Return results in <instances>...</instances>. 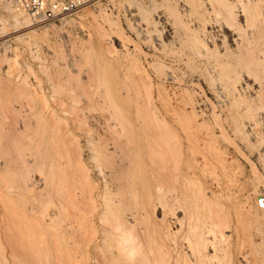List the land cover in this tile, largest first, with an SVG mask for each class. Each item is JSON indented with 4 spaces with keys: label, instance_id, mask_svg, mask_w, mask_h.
I'll list each match as a JSON object with an SVG mask.
<instances>
[{
    "label": "rangeland",
    "instance_id": "1",
    "mask_svg": "<svg viewBox=\"0 0 264 264\" xmlns=\"http://www.w3.org/2000/svg\"><path fill=\"white\" fill-rule=\"evenodd\" d=\"M224 1L236 19L222 0H93L30 29L0 5V264H126L125 246L105 233L114 226L105 200L133 193L113 207L150 262L153 249L158 263L193 264L202 231L210 264H264V1ZM237 48L248 50L240 69ZM149 141L160 150L135 168L148 175L135 192L126 179L135 152L119 156ZM148 187L161 196L155 211L133 214ZM223 229L226 243L213 237Z\"/></svg>",
    "mask_w": 264,
    "mask_h": 264
},
{
    "label": "bare ground",
    "instance_id": "2",
    "mask_svg": "<svg viewBox=\"0 0 264 264\" xmlns=\"http://www.w3.org/2000/svg\"><path fill=\"white\" fill-rule=\"evenodd\" d=\"M264 1V0H263ZM217 2V1H216ZM238 2V1H237ZM260 2V1H259ZM218 3H220V2H218ZM235 3V2H234ZM234 3L233 2H225L224 0H222V4H224V6L226 7V12L228 13H226L228 16H229V18L231 17V18H233V20L234 19H236V18H234L236 15H234V10H235V5H234ZM240 3H242V2H240ZM248 3H250V2H248ZM222 4H219V5H222ZM243 4H244V2H243ZM243 6V5H242ZM247 6V5H246ZM245 7V6H244ZM251 7V6H250ZM222 8H223V5H222ZM247 7H245L244 8V10L246 9ZM261 8V7H260ZM242 9H243V7H242ZM259 9V8H258ZM13 10V12H14V16H13V18H14V21H15V23L21 28V29H30L31 27H32V25H35L33 22L31 23V20H30V18L24 13V12H22L21 10H18V9H16V8H13L12 9ZM244 10H242V11H244ZM260 10V9H259ZM240 11V10H239ZM249 11H251V9H249ZM12 12V11H11ZM246 12V11H245ZM250 13V12H249ZM248 12H246L245 13V16H251V15H248L249 14ZM252 13V12H251ZM260 13H261V10H260ZM247 14V15H246ZM258 16L260 15V18L259 19H261L262 17H264V16H262L261 17V14H257ZM256 15V16H257ZM258 16H257V18H258ZM147 18V17H146ZM228 18V17H227ZM247 18V17H246ZM246 18H245V21H247L246 20ZM248 19V18H247ZM106 20H107V17H106ZM226 21H227V19H225ZM224 20V21H225ZM249 21L251 20L250 19V17H249V19H248ZM255 20V19H254ZM253 20V21H254ZM262 20L264 21V18H262ZM261 20V22L263 23V21ZM108 22H111V20H107ZM229 21V20H228ZM227 21V22H228ZM231 21V20H230ZM248 21V22H249ZM252 21V22H253ZM113 22V21H112ZM207 22V21H206ZM226 22V23H227ZM0 23H1V26H0V38L1 37H3V36H5V34H3V33H5V27L6 26H8V24L6 23V22H3V21H0ZM230 23V22H229ZM228 23V24H229ZM231 23H232V21H231ZM230 23V24H231ZM255 23L256 22H254L253 23V26L255 25ZM258 23V22H257ZM246 24V23H245ZM248 24H250V23H248ZM259 24V23H258ZM261 24V23H260ZM202 26V25H201ZM256 26V25H255ZM258 26H260V25H258ZM257 26V27H258ZM251 27H252V25H251ZM262 27H263V29H264V26H263V24H262ZM261 27V28H262ZM250 28V27H249ZM260 28V27H259ZM202 30H204L203 28H202ZM245 30V29H244ZM258 30V33H260L259 31H260V29H257ZM261 31H262V29H261ZM202 33V32H201ZM261 34H262V32H261ZM205 35V34H204ZM257 35V34H256ZM189 36V35H188ZM198 36H199V34H198ZM254 36V35H253ZM195 37V36H194ZM242 38V37H241ZM190 39V38H189ZM198 39V38H197ZM197 39H194V40H192V38H191V40H189V42H188V40H187V42H186V45H187V47H189V49H192V48H194V49H196V50H198L199 48H200V44L199 43H201V41L199 42ZM205 39V38H204ZM251 39H253V37L251 38ZM256 39V38H255ZM186 40V39H185ZM239 40V39H238ZM183 44H184V42H182ZM185 45V46H186ZM245 46V45H244ZM242 48V47H241ZM185 49H187V48H185ZM238 50H239V48H237ZM243 49V48H242ZM245 49V48H244ZM246 51V49L244 50V52H243V50L242 51H238V52H240V53H242L241 55H239V56H241L240 57V63H238V61H239V59H238V61H237V63H238V65L240 64V67H239V69L241 68V64H244V63H246V58H248L246 55H244V56H242L243 55V53H247V51ZM229 52V51H228ZM237 52V54H239ZM209 53H211V52H209ZM231 52H229L228 54H230ZM233 53V52H232ZM260 53H261V50H260ZM208 54V53H207ZM234 55L236 54V53H233ZM248 54V53H247ZM251 54V53H250ZM249 54V55H250ZM264 54V53H263ZM218 56V55H217ZM230 56V55H229ZM239 56H237V57H239ZM246 56V57H245ZM232 57H234V56H232ZM237 57H236V59H237ZM245 57V59H243ZM253 58V57H252ZM231 59L232 58H230L229 59V61L233 64V60H235V59H233L232 61H231ZM250 59V58H249ZM248 60V59H247ZM253 61V60H252ZM218 62V61H217ZM229 62V64H231ZM249 63H250V60H249ZM256 63V62H255ZM222 64V63H221ZM232 64H231V66H232ZM247 64V63H246ZM251 65H250V67L247 65V68H251L252 66H253V62L252 63H250ZM237 65V64H236ZM237 65V66H238ZM220 66V65H219ZM219 66H217V70H218V72H219V68H221V67H219ZM221 66H223V65H221ZM233 66H235V65H233ZM237 66H235L234 68H236ZM243 66H245V64L243 65ZM158 67H162L161 65L160 66H158ZM223 67H225V65L223 66ZM230 68V67H229ZM244 68V67H243ZM232 69V68H231ZM231 69H229V70H227V71H229V72H227V73H229V75H231L232 73H233V76H235V77H237V76H239V75H237V74H239V73H237L236 74V72H235V74L237 75H235L234 74V72H230V70ZM237 69V68H236ZM222 70H223V73H224V71H225V69H223L222 68ZM233 70V69H232ZM250 70V69H249ZM240 71V70H239ZM242 71V70H241ZM217 73V72H216ZM219 74V73H218ZM222 74V73H221ZM221 74H219L218 75V77L221 75ZM227 75V74H226ZM232 76V77H233ZM232 77H227V78H225V80L227 81V84L230 86H232V88L235 86V83H234V86H233V80L231 79ZM235 77H233V78H235ZM237 80V79H236ZM238 81V80H237ZM235 82V81H234ZM227 85V86H228ZM234 89V88H233ZM232 89V90H233ZM258 96H260V95H258ZM118 123V122H117ZM116 123V124H117ZM124 124V123H123ZM118 128L119 127H121V128H123L124 129V127L123 126H125L126 124H124V125H120L119 123H118ZM127 125H131V126H133L134 127V125H136V123L134 124V123H128ZM113 126V125H112ZM142 126H143V124H142ZM148 126V125H147ZM116 128H117V126H116ZM125 128H128V127H125ZM134 128H136V127H134ZM115 129V128H114ZM120 129V128H119ZM123 129H121V130H123ZM120 131V130H119ZM116 132V133H120V136H121V134L123 135L124 133L122 132ZM123 131H126L125 129L123 130ZM133 130H131V133H133L132 132ZM130 132V131H129ZM127 134V133H126ZM115 135H118V134H115ZM114 135V137H116ZM132 135V134H131ZM137 135V134H136ZM119 136V135H118ZM135 136V133H134V135H132V137L135 139V138H137V137H134ZM131 136H130V140H131V138H132ZM120 138V137H119ZM132 138V140H134ZM156 140H157V138H156ZM136 141V140H135ZM137 141H138V139H137ZM158 141V140H157ZM141 142V141H140ZM114 143V142H113ZM120 144H121V142H119ZM126 143V142H125ZM128 144H130V145H132L131 143H134V142H127ZM146 143H148V142H146ZM151 141H149V146H153L154 147V145H151ZM116 145H117V143H115ZM136 144V143H135ZM135 144H134V146H133V149H134V147H135ZM139 144V143H138ZM113 145V144H112ZM123 145V144H122ZM130 145H128L127 147H129L130 148ZM119 146V145H118ZM137 147H135V148H137L138 150L136 151L135 149V151L134 150H131V149H129L128 151H126L125 150V152H127V155H126V157L125 156H119L120 157V159H123V157L125 158V159H128L127 157H131V155H129V154H132V153H134V157H133V160H131V158H129L128 160H129V162H128V164L125 162V161H128V160H122V161H124L123 163H124V165L125 164H127V165H129L128 167H131V168H133L134 169V171H135V168L136 167H139V164L140 163H143V162H145V158L147 157V158H149L150 160H151V162H154L153 160L155 159V157L158 155V152H159V150H160V148H159V150H158V143H157V146L155 145V147H156V149L154 150V149H151L150 151H149V146L146 148V146H145V144L144 145H142V143H140V145H136ZM113 147V146H112ZM111 147V148H112ZM115 147V146H114ZM121 147V146H120ZM119 147V148H120ZM123 147V146H122ZM145 147V148H144ZM154 147V148H155ZM115 148H117V147H115ZM114 148V149H115ZM143 148L145 149L144 151H146V149H148L147 151H148V153L146 152V154L144 155V152H142V150H143ZM113 149V150H114ZM126 149H128V148H126ZM112 150V149H111ZM116 150V149H115ZM118 151H120L119 153L121 154V149L119 150V149H117ZM158 151V152H157ZM115 152V155L117 154L116 152L117 151H114ZM123 150H122V155H123ZM124 152V153H125ZM107 153V152H106ZM113 153V152H112ZM108 155V154H107ZM111 155V154H110ZM109 155V156H110ZM112 155H114V154H112ZM119 155V154H118ZM129 155V156H128ZM108 156V157H109ZM113 157V156H112ZM117 157V156H116ZM118 159V158H117ZM108 160H109V158H108ZM111 160V159H110ZM110 160H109V162H110ZM105 161H106V159H105ZM114 161V160H113ZM107 162V161H106ZM108 162V163H109ZM118 162H120L119 164H121L122 162L119 160ZM108 163H106V164H108ZM116 163V162H115ZM122 163V164H123ZM111 164V163H110ZM110 164H108V165H110ZM121 164V165H122ZM124 165H122V166H124ZM127 165H125L124 167L127 169L128 167H126ZM120 166V165H119ZM109 167V166H108ZM131 168H129L128 169V172H126V175L128 176V178H126V179H128V183L130 182L129 181V179L131 180V184H132V188H134V190H135V192L138 190V187L140 186L141 188H143V190H147V182H148V178H145V177H147L146 176V173H145V176L143 175V174H140V173H136V171L134 172V171H132V172H130V173H132V174H129V171L131 170ZM145 169V168H144ZM139 170V168H137V171ZM155 170V169H154ZM139 171H141V170H139ZM122 172V171H121ZM128 173V174H127ZM125 175V177H127ZM129 175H131L130 176V178H129ZM121 176V175H120ZM122 179V178H121ZM147 179V180H146ZM124 180H125V178H124ZM113 181V180H112ZM118 181V180H117ZM120 181V180H119ZM125 181H127V180H125ZM121 182H122V180H121ZM119 183V182H118ZM123 183V182H122ZM128 183H126L127 185H128ZM121 184V183H120ZM131 184H129V185H131ZM107 185V184H106ZM117 185V184H116ZM122 185V184H121ZM121 185H117L116 187H114V189L115 188H117V190H118V188L119 189H121V188H123ZM125 185V184H124ZM108 186V185H107ZM107 186H106V188H107ZM111 186V185H110ZM115 186V185H114ZM120 186H121V188H120ZM149 186V185H148ZM35 187V186H34ZM29 188V187H28ZM111 188V187H110ZM125 188V187H124ZM130 189V188H129ZM148 191H149V193L148 194H146V195H148L147 197H146V195L144 194V196L146 197V200H145V198H144V201L146 202V204H145V202H144V205H142L140 208L141 209H137L136 210V212L135 213H133V214H138V215H141L142 216V213H141V210L142 211H144V213H143V216L142 217H144V216H149V214H148V212H149V210L151 209V211H152V213L155 211V208H156V203H155V201L156 200H159L160 198H161V196L159 197L158 195H154L153 194V192L150 190V188L148 187ZM108 190V189H107ZM106 190V191H107ZM110 190V189H109ZM117 190H115L116 192H117ZM111 191V190H110ZM114 191V190H113ZM133 191V190H132ZM140 191V190H139ZM108 192V191H107ZM106 192V193H107ZM112 192V191H111ZM146 192V191H145ZM122 193V192H121ZM128 193V192H127ZM147 193V192H146ZM119 194H120V192H119ZM134 194V193H133ZM133 194H132V196L130 195L129 197H131L130 199L128 198V196H127V198L131 201V199H133ZM113 195V194H112ZM112 195H110L111 197H112ZM124 195V194H123ZM136 195V194H135ZM113 196H115V198H116V196H118L117 194H115V195H113ZM126 197V196H125ZM124 197V198H125ZM113 198V197H112ZM115 198H113V199H111L109 202L107 201L108 199L106 198V202H107V204H106V202H105V204H106V211H110V212H112V215H113V218H114V226H112L113 228V230L112 229H106L105 230V233L106 234H108L109 232L111 233V235H115L116 237H118V239H120V241H118V243L120 242L121 243V245H124L125 246V250H126V255H127V257L126 258H128V260H126L127 261V263H126V261L124 260L123 262L124 263H126V264H159L157 261L160 259L159 258V253L156 251H154L153 249H151L148 253L150 254V255H152V257L151 258H154L153 260L154 261H152V262H150V258L148 257V254H146V253H144V252H142L141 251V246H142V243H141V241H140V239H138L137 238V236H135L134 235V233L132 234V230H131V228H130V226H128V222H130L129 221V217L127 216V215H125L124 214V211H123V209L119 206V208L117 207V208H114L113 207V205L114 204H121V203H123L122 201H125L124 199H122L121 198V196H120V199H115ZM135 199H137L136 198V196L134 197ZM128 201V200H127ZM133 202V201H132ZM115 206V205H114ZM57 211V210H56ZM56 211H54L53 212V215H51L50 213V215L49 214H47V216H46V218L48 217V215L50 216L49 217V219H47L46 220V222L48 221L49 222V226H51V225H53V224H56V223H58V222H56V221H59L60 219H58V218H56L57 217V215H56ZM60 210H58V212H59ZM61 212V211H60ZM58 214V216H59V214L60 213H57ZM166 214V213H165ZM61 215V214H60ZM60 217V216H59ZM146 218V217H145ZM144 218V219H145ZM150 222V221H149ZM165 223V222H164ZM152 224H154V223H152ZM149 225V224H148ZM155 225H157L156 227L158 228L157 229V232H158V235H157V237L160 239H162V237L161 236H164V238H166V239H169V233L170 232H168L167 234H165V235H160L159 233L161 232L162 233V231L160 230V228L158 227L159 225L155 222V224H154V226ZM181 226V225H180ZM111 227V226H110ZM162 227V226H161ZM183 227V226H182ZM164 228V227H163ZM167 228V227H166ZM197 228H198V226H197ZM225 228V227H224ZM151 229H153V228H151ZM151 229H149V230H151ZM156 229V228H155ZM154 229V230H155ZM168 229V228H167ZM192 229V228H191ZM146 231L145 232H148L147 231V228L145 229ZM194 231L196 230V226H195V228L193 229ZM204 230V229H203ZM113 231H115V232H117V233H113L112 234V232ZM164 231H165V229H164ZM167 231H169V230H167ZM193 231V232H194ZM198 231V230H197ZM196 231V232H197ZM150 232V231H149ZM199 232V231H198ZM109 233V234H110ZM205 233H207V232H199V233H197V235H196V239L195 240H197L196 241V243L198 242V240H200L199 242H200V244H196V245H194V247L192 248V246L190 247V248H192V250H190L191 251V255H190V258H191V260H192V262H193V264H195L196 262H197V259H200V261H202V263H200V264H210V262L209 261H207L208 260V258L207 257H209L208 256V254L205 252L206 251V249H207V245H209L208 244V242L209 243H211L209 240H208V238H206L205 237ZM105 234V235H106ZM149 233H147V236L149 237V235H148ZM164 234V233H163ZM133 235V236H132ZM151 235H153V236H155V232H154V234H152V232H151ZM229 235H226L225 234V232H224V229L219 233V235L217 236H213V237H216V240H219V242H221V241H223V243L225 242L226 243V239H228L227 237H228ZM147 237V238H148ZM171 237V236H170ZM198 237V238H197ZM155 238H156V236H155ZM163 238V239H164ZM146 240V239H145ZM154 240V238H152V236H150V239H149V241L151 242V241H153ZM170 240H171V238H170ZM214 240H215V238H214ZM214 241V242H217L218 243V241ZM198 242V243H199ZM119 243V244H120ZM212 243H213V241H212ZM211 243V244H212ZM191 245H193V244H191ZM213 245H214V243H213ZM217 245V244H216ZM120 246V245H119ZM121 249V253H122V250L124 249V248H120ZM189 251V250H188ZM123 253H124V251H123ZM213 253H215V252H213ZM157 254H158V256H157ZM149 255V256H150ZM198 257V258H197ZM159 258V259H158ZM178 258V257H177ZM189 258V257H188ZM164 259H169L168 261L166 260L165 261V263L166 264H172V259L170 260V258H167V256H166V258L164 257ZM164 259H162L163 261H164ZM183 259V258H182ZM207 259V260H206ZM113 260V259H112ZM157 260V261H156ZM180 260V259H179ZM184 260V259H183ZM162 261V262H163ZM182 261V260H181ZM199 261V260H198ZM199 261V262H200ZM160 263V264H164V262L163 263ZM112 263H114V262H112ZM116 264V263H115Z\"/></svg>",
    "mask_w": 264,
    "mask_h": 264
},
{
    "label": "built area",
    "instance_id": "3",
    "mask_svg": "<svg viewBox=\"0 0 264 264\" xmlns=\"http://www.w3.org/2000/svg\"><path fill=\"white\" fill-rule=\"evenodd\" d=\"M93 0H0V5H8L24 12L34 24L60 20Z\"/></svg>",
    "mask_w": 264,
    "mask_h": 264
}]
</instances>
